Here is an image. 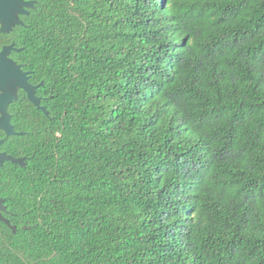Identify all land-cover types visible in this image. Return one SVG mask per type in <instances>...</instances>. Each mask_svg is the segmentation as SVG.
Masks as SVG:
<instances>
[{
  "label": "trees",
  "instance_id": "obj_1",
  "mask_svg": "<svg viewBox=\"0 0 264 264\" xmlns=\"http://www.w3.org/2000/svg\"><path fill=\"white\" fill-rule=\"evenodd\" d=\"M29 11L15 55L50 117L20 114L0 264H264V0Z\"/></svg>",
  "mask_w": 264,
  "mask_h": 264
},
{
  "label": "water",
  "instance_id": "obj_2",
  "mask_svg": "<svg viewBox=\"0 0 264 264\" xmlns=\"http://www.w3.org/2000/svg\"><path fill=\"white\" fill-rule=\"evenodd\" d=\"M35 3L36 0H0L1 30L10 32L13 26L23 25L24 22L20 19V15L29 14V9L35 7ZM13 50L19 51L20 49L15 48V44H12L4 47L0 52V110L3 112V116L0 118V128L4 129L8 135L15 133L9 121L7 108L9 103L17 98L16 87L23 88L28 93L29 99L41 108L40 98L36 96V90L40 85L32 86L29 82V72H24L21 66L17 65L15 61L8 57ZM17 75L23 77V82L19 86H17ZM5 160H12L13 162L24 164V159L22 158L17 159L13 156L0 154V163L3 164ZM4 201V199H0V220L6 222L16 231L17 227L12 226L10 220L2 213V211L7 210V207L3 205Z\"/></svg>",
  "mask_w": 264,
  "mask_h": 264
},
{
  "label": "flooded vegetation",
  "instance_id": "obj_3",
  "mask_svg": "<svg viewBox=\"0 0 264 264\" xmlns=\"http://www.w3.org/2000/svg\"><path fill=\"white\" fill-rule=\"evenodd\" d=\"M17 26V25H16ZM2 24H0V52L4 49L6 46H10L12 44H15V48H19V51L13 50L8 57L15 61V63L19 66H21L22 70L24 72H29V82L32 84V86H37L40 85L37 90H36V96L40 98V103H41V108L38 107L34 102H32L29 99L28 93L23 89L16 87V95L17 98L13 99L9 105H8V117L11 125L13 126L15 133L14 134H7V132L0 128V154H5L8 156H13L14 158L17 159H24V164H21L19 162H13L12 160H5L3 164L0 163V174H3L2 172H6V170L9 168L10 165L12 167L18 166L19 168H24L26 166V155L24 154L25 150V138L24 136L26 135V130L23 128L24 124V117L20 115L22 113V110L29 105L33 107L34 109L39 110V115L40 112L44 113L47 117H50V110L48 109L47 103L49 102L50 97L47 94H42L40 91V88L44 81L41 82H35L33 78V70L31 69H26L25 65L23 62L20 61V58L15 55L16 52H21L25 49L24 45H20L17 43L15 39H13V34H15V26H13L12 30L10 32H4L1 30ZM1 93V92H0ZM18 103L17 109L19 108V112H13V106L14 104ZM45 109H43V108ZM3 116V112L0 110V118ZM0 199H4L5 201L3 202L4 206H8L9 204V199L4 193L0 195ZM7 211V210H6ZM5 211H2L4 215ZM6 217V216H5ZM7 218V217H6ZM9 219V218H8Z\"/></svg>",
  "mask_w": 264,
  "mask_h": 264
},
{
  "label": "snow or ice",
  "instance_id": "obj_4",
  "mask_svg": "<svg viewBox=\"0 0 264 264\" xmlns=\"http://www.w3.org/2000/svg\"><path fill=\"white\" fill-rule=\"evenodd\" d=\"M23 82V77H20L19 75H17V86L21 85Z\"/></svg>",
  "mask_w": 264,
  "mask_h": 264
}]
</instances>
